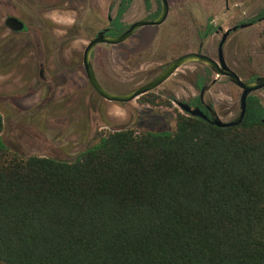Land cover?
Here are the masks:
<instances>
[{
  "label": "trees",
  "instance_id": "obj_1",
  "mask_svg": "<svg viewBox=\"0 0 264 264\" xmlns=\"http://www.w3.org/2000/svg\"><path fill=\"white\" fill-rule=\"evenodd\" d=\"M2 131L0 115V264H264L258 96L237 126L176 111L173 130H114L71 161L20 155Z\"/></svg>",
  "mask_w": 264,
  "mask_h": 264
},
{
  "label": "rangeland",
  "instance_id": "obj_2",
  "mask_svg": "<svg viewBox=\"0 0 264 264\" xmlns=\"http://www.w3.org/2000/svg\"><path fill=\"white\" fill-rule=\"evenodd\" d=\"M170 1L172 9L159 30L163 35L162 44L140 49L139 42L144 39L134 37L121 47H96L92 60L94 70L113 93L124 94L150 81L176 57L171 56L175 48L184 52L197 51L199 44L194 31L201 30L209 20L215 26L225 27L227 21L236 16L235 10L225 14L223 0H212L210 5L205 0ZM235 2L245 6L243 16L251 14V9L255 12L264 8V0H234L230 6ZM97 4L95 0L53 1L49 10L45 1L0 0V52L5 46L8 59L13 60L9 64L0 60L1 136L9 149L23 156L71 161L114 130H173L176 111L183 113L176 100H189L197 94L192 81L201 67L189 64L180 67L150 92L157 97V105L144 104L141 98L119 105L96 95L87 82L81 58L88 40L105 23L107 1H100L101 14L92 9ZM8 16L23 21L27 31L14 35L5 26L2 29ZM68 31L69 36L77 38L66 41ZM263 32L264 22L239 33L234 40L236 47L227 48L228 63L243 80L250 75L264 76ZM217 39L208 37L202 52L216 57ZM53 42L62 44V49L58 55L52 53L42 66L44 77L52 74L57 77V84H51L49 94L38 87L40 66L35 57L39 49L33 48H38L34 46L38 43L39 47L44 44L49 47ZM255 95L264 103L263 91ZM45 96L51 97V101L39 108ZM206 96L214 103L221 121L237 116L240 91L225 78H221ZM168 103L170 106H166Z\"/></svg>",
  "mask_w": 264,
  "mask_h": 264
},
{
  "label": "flooded vegetation",
  "instance_id": "obj_3",
  "mask_svg": "<svg viewBox=\"0 0 264 264\" xmlns=\"http://www.w3.org/2000/svg\"><path fill=\"white\" fill-rule=\"evenodd\" d=\"M39 1L40 2L45 1L49 5L48 6V9L50 10L53 7L51 5V2H53V1H62V0H39ZM85 1H92V0H85ZM95 1H97L98 4L96 5V8L93 7L92 9H93V11H95V13L101 14V11L100 10L103 8V6L100 4V1L101 0H95ZM106 1H107V5H106V13H107V15H106V19H105L104 26L102 28H100L93 35V37L90 40H92L93 38H95L97 36V34L100 33V32H103V34H104L105 37H117V36L121 35L122 33H124L126 30H128L132 25H134L137 22L155 20L156 18H158V16L161 13V10H162V2H161V0H106ZM166 1H167V5H168V14H167V17H166V19L164 20V22L162 24H160V25H146V26H141V27L137 28L129 38H127L125 41H123V42H121V43H119L117 45H108V44H104V43L98 44L97 46H95V48L93 49V51L91 53V64H92V60L94 58L95 49L99 45H104V46H108V47H121L127 41H129L130 39H132L134 37L135 38L138 37L139 40L144 39V41L142 40L143 42L142 41L139 42L140 44L138 46L140 47V49H151V48H155L160 43L162 44V42H163V35L161 34V31H159V30L163 26V24L166 22V20H167V18L169 16V13H170V11L172 9V3H171V1L170 0H166ZM205 1L210 5V3H211L212 0H205ZM223 2H224V6H225V14L226 15L227 14H230V13L233 12V10H235L236 16L235 17H231L227 21V25L225 27L224 26H221V25L215 26V25H213L211 23V20H209L204 25V27L201 30H195L194 31L195 32V36H196L197 41H198V44H199V48H198L197 51L184 52V50L182 51V50H180V48H175V49H173L174 51L171 53V56H173V57L176 56L175 58H177V57H179L181 55H184V54H187V53H200V54H203V55L208 56L207 54H204L202 52L203 45H205L208 37L215 36V37H218V39H217V45H216V57H211V56H208V57H210V58H212V59H214V60L217 61L219 43L221 42L223 35L225 33H227L226 38H225V40H224V42L222 43V46H221L222 55H223V59H224V62L226 64V66L229 69H231L233 72H235L243 82H247V83L248 82H253L259 76H257V75H250L247 79L243 80L241 78V76L236 72V70H234V68H232L229 65L228 58H227V48H228V46H230L231 49H234L236 47L237 44H236V41H234V40L236 39V37L238 36L239 33L243 32V31L250 30V29L254 28L255 26H257L258 24H261V23L264 22V8H262L260 10H257L255 12H254V9H251V12L252 13L249 14L250 16L248 14L245 15V16H243L244 15V12L243 11L245 9V6L244 5L242 6V5H240V3L235 2V3L232 4L233 5V7H232V6H230V3L234 2V0L233 1L232 0H223ZM120 10H123V12H122V14L120 16L121 17L120 18V22L123 23L124 28H123V30H122V32L120 34H118V35H110L111 34L110 31L116 29L115 28V20H116V18L118 16V13H119ZM98 14L96 15L97 18L100 17ZM260 14H261V16H260ZM8 17H14V16H8ZM15 18H17V17H15ZM5 19H4V21H5ZM17 19L20 20L19 18H17ZM21 22L24 24V29L22 31H19V32H14V31L9 30L5 26V24L1 28L3 29L4 26H5L14 35L15 34H20V33H23V32H26L27 31L26 24L23 21H21ZM66 33H67L66 36H65V38H66L65 40L66 41L77 38L76 35H70L69 36V34H68L69 31L66 32ZM262 36L264 37V34ZM90 40H88V42ZM88 42H87V44H88ZM7 45H8V43H7ZM44 45H45L44 47H39L40 46V43H38L37 45H34V46H36L38 48H35V47L33 48V49H39L38 50L39 51V54L36 55V57H35L36 62H38V65L40 66L37 84H38V87H39V89L41 91H43V92H46L47 91L50 94L51 93V84L52 83L57 84V77L55 75H53V74L51 76H48L47 78L44 77L42 75V71H43L42 66L44 65V62L50 60L52 53H54L55 55H58L59 54V52L62 49V44H59L58 45L57 43L53 42V43H50L49 47H46V44H44ZM1 49L2 50L0 52V60L3 63H5V64H9V63L13 62V60L8 59L9 58V55L7 53V48H5V46H4V48L2 47ZM180 53H183V54H180ZM82 56H83V53H82ZM175 58H173L170 62H172ZM81 61H82V58H81ZM170 62H168V64ZM168 64H166L165 67ZM189 64H196V65H198V66L201 67V71L199 73H195L194 74V78H193V81H192L193 90L197 94L195 96L191 97L189 100H185V101L176 100L177 106H178V103L187 104L191 109H195V108L200 109L207 116H209V113H208L207 109L210 108V109H213V111L217 115V113L215 111L216 108H215L214 103L212 101H210L209 98H208V96H206V95L209 94V91L215 85H217L220 82V79L221 78H225L229 82H230V80L227 77H224V76L223 77H219V78L216 79V81L214 82V84H212L211 86H209L212 83V81L215 79V76L212 74V72L205 65H203L201 63L192 62V63H188L186 65H189ZM57 65L60 66V64H58V63H57ZM186 65H184V66H186ZM92 68H93L94 74H95L98 82L101 85L102 81L97 77V74H96V71L94 70L93 64H92ZM163 69H162V71H163ZM175 72L171 76H173L175 74ZM154 78H152L151 80H153ZM148 82H146V83H148ZM199 82H201V84H200L199 87H197V84ZM146 83H144V84H146ZM232 85L235 86L234 84H232ZM206 86H209V88H208L207 91H205V93L203 94V97H201V91ZM137 87H139V86H137ZM236 88L240 91V94H241V90L238 87H236ZM108 89L109 90H107V89H105V90H107L108 92L113 93L110 88H108ZM134 89H132V90H134ZM259 91H263L264 92V89L259 90ZM256 92H254L252 94L255 95ZM149 93H147V94H149ZM114 94H117V93H114ZM124 94H126V93H124ZM119 95H121V94H119ZM142 96H144V95H142ZM140 97H138V98H140ZM239 98H240V96H239ZM50 101H51V97L45 96L44 99L41 101V104L38 105V107L41 108L44 104H46L47 102L49 103ZM246 102H247V100H246ZM110 103H112V102H110ZM124 104H126V103H124ZM178 108H179V106H178ZM239 111H240V107H239ZM239 111H238V114H239ZM238 114H237V116H238ZM237 116L234 119L230 120V121L235 120L237 118ZM217 117H218V115H217ZM230 121H226V122H230Z\"/></svg>",
  "mask_w": 264,
  "mask_h": 264
},
{
  "label": "water",
  "instance_id": "obj_4",
  "mask_svg": "<svg viewBox=\"0 0 264 264\" xmlns=\"http://www.w3.org/2000/svg\"><path fill=\"white\" fill-rule=\"evenodd\" d=\"M161 2H162V10L158 18H156L155 20L137 22L134 25H132L128 30H126L124 33H122L117 37H105L103 32H100L97 34L95 38H93L88 42V44L85 46L83 50L82 65L86 79L90 87L103 100L115 104H124L134 100L135 98L145 95L153 91L157 87H159L179 67L192 62L201 63L205 65L215 76V79L212 81V83L209 86L214 84L217 78L224 76L227 77L232 84H234L236 87H238L241 90V94L239 98V107H240L239 114L235 120L230 122H223L217 117L213 109L210 108L207 109L209 116L205 115L200 109L197 108L191 109L187 104L178 103L179 108L183 113L192 117L201 118L207 121L209 124L219 128H227V127H233L239 125L245 115L247 97L256 91L264 89V77H258L253 82H248V83L243 82L235 72H233L231 69H229L226 66L223 59L221 46L226 38L227 33L223 35L222 40L219 43L217 61L200 53H187L181 55L175 58L172 62H170L163 69V71L159 75H157L153 80L135 88L134 90L126 94H121V95L108 92L98 82L91 64V53L95 48V46L101 43L108 45H117L125 41L127 38H129L133 34V32L141 26L162 24L168 14V5L166 0H161ZM4 24L9 30L14 32H19L24 29V24L15 17H7L4 21ZM209 86H206L201 91V97H203V94L205 93V91L208 90Z\"/></svg>",
  "mask_w": 264,
  "mask_h": 264
}]
</instances>
